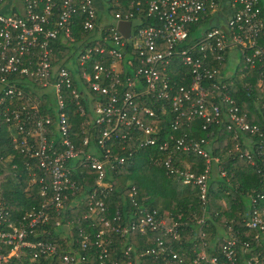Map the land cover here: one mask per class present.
<instances>
[{
	"label": "built area",
	"instance_id": "built-area-1",
	"mask_svg": "<svg viewBox=\"0 0 264 264\" xmlns=\"http://www.w3.org/2000/svg\"><path fill=\"white\" fill-rule=\"evenodd\" d=\"M228 7L225 27L202 30L199 38L190 42V26L216 10L218 0H127L126 12L114 14L113 20L102 13L100 21L94 0H0V132H9L13 149L24 157L30 180L38 177L35 167L42 171L39 193L48 196L40 209L16 222L9 220L8 204L0 200V224L9 229L0 232V264L21 256L26 249L32 252V261L40 255L57 256L62 264H92V256L96 264H142L144 258L150 259L149 264H237L238 254L248 253L254 243L261 251L247 256L243 263L264 264V208L260 207L264 193L250 198L244 219L245 228L255 232L252 240L240 239L229 227L218 254L208 252L204 240L207 182L213 168L220 177L226 176L218 158L211 155L212 141L216 140L214 127L228 133L234 143L232 152L240 159L253 165L254 155L259 160L264 158V127L248 121L247 113L227 93L234 84L232 79L221 75L214 64L235 52L242 80L247 71H255V89L264 92V7L259 0H228ZM145 20L149 25H142ZM118 22L130 24L128 37L117 29ZM77 25L102 43L79 50L77 65L87 84L80 91L72 87L67 69L53 65L57 44L80 45L73 31ZM122 63L128 74L123 72ZM172 68L185 69L182 84L174 81ZM15 75L31 80H10ZM251 86L249 81L242 84L247 93L252 92ZM66 92L84 116L79 134L73 131L68 117ZM47 95L53 99V104H48L52 113H43L38 103ZM84 98L89 104V118L82 104ZM148 99L159 107L144 104ZM167 106L174 119L170 133L165 134L150 125V120L164 114ZM254 106L264 116L263 95ZM195 122L205 137L191 136ZM130 141L133 147H128ZM142 149H154L157 156L151 157L152 164L164 168L181 184L198 187L202 215L195 218L196 231L189 233L198 240L190 249L182 246L178 253L174 247L185 239L182 214L173 217L139 205L135 186L126 184V215L116 212L111 219L106 217L105 199L115 190L107 179L113 180V175ZM177 155L203 158L202 173L189 172V166L179 168ZM80 168L96 172L95 183L87 193L85 185H78L74 178ZM257 173L264 187V171L258 168ZM69 196H74L72 205L85 201L101 228L92 236L79 230V248H72L70 243L72 250L63 254L57 253L53 243L29 241L37 226L48 221L49 208L59 214ZM148 235H155L150 246L138 252L134 242ZM118 238L121 247L116 252L114 245L113 250L119 255L111 256ZM2 245L10 248L7 255L1 253Z\"/></svg>",
	"mask_w": 264,
	"mask_h": 264
},
{
	"label": "trees",
	"instance_id": "trees-1",
	"mask_svg": "<svg viewBox=\"0 0 264 264\" xmlns=\"http://www.w3.org/2000/svg\"><path fill=\"white\" fill-rule=\"evenodd\" d=\"M94 4L98 13V21H100L101 12L112 14L124 13L127 11V0H119L115 2L113 0H107V6L102 11L100 3L94 1ZM103 13V14H104ZM207 16V15H206ZM201 20L199 23L190 26L189 41L195 42L202 30H206V22L208 17ZM143 26L149 25L148 21L142 23ZM76 41L80 43L74 44H57L54 54L56 59L53 61V65L58 68H65L69 71L72 79V87L78 91L81 90L82 85L87 87V84L81 79L82 68L77 65V57H79V50L82 47L88 45L97 44L102 46L99 39H96L95 34H88L80 31L79 25L73 28ZM94 37V38H93ZM93 38V39H92ZM92 39V40H91ZM107 63V62H106ZM223 74L226 59L220 64L214 63ZM122 70L128 74V68L122 63ZM185 69L172 68L170 73L175 82L179 85L182 84V74ZM251 73L254 75H251ZM122 75V74H121ZM255 71H247L243 83L250 82L253 88L252 92L247 93V90L242 88V84L238 80H233L231 86L228 87V94L235 99L238 106L247 113V119L251 123H256L261 127H264V116L254 106V102L258 96L263 95L260 89H255ZM10 80H31L29 77L13 76ZM53 80V79H50ZM225 81V80H224ZM225 82H229L228 80ZM187 83V81L185 82ZM24 90H28L27 87H23ZM96 97V95H94ZM45 99V100H44ZM69 94L65 93V103L68 112V117L73 127V131L77 134L80 133L81 122L84 116H80L74 104L69 100ZM39 105L42 112L52 113V108L48 107V104H53V99L50 96H46L39 100ZM144 104L152 106L153 108L159 107V103H154L151 100H144ZM82 104L85 107L86 114L89 118V104L84 98ZM174 119V114L167 106L165 113H158V117L155 120H150V125L157 126L163 130L165 134L170 133V124ZM149 122V120H147ZM216 133V140H213V147L211 155L218 158V166L221 167L226 174L225 177H220L218 174L207 182V203L205 206L204 217L206 218L207 227L205 231L207 236L204 240L208 243V252L218 254V250L223 244L222 239L228 234L229 227L233 231L239 233L237 236L242 240H252L254 231H249L244 226V219L247 216V212L250 210V198L255 194L264 193V187L261 183L257 169L264 171V158L259 160L254 155V164L250 165L246 160L240 159L238 154L232 152L233 142L229 140V135L223 128L217 130L214 127ZM191 136L199 139L205 137V133L200 130L199 122H195L191 130ZM176 137L178 135H175ZM165 136L162 137L164 139ZM253 139V138H252ZM79 138L77 137L76 143L78 145ZM135 144L133 141L128 143V147H133ZM120 153V152H118ZM120 154H126L121 152ZM153 154H156L154 149H142L136 152L122 169H119L114 175L113 180L107 179L114 184V189L109 196L105 199V204L108 207L106 217L111 219L116 212L120 215H126L127 206L125 204V197L129 191V187L126 186V181H130L128 184L130 187L135 186L137 190L136 200L139 205L145 204L149 210H158V212L169 213L171 216L176 217L177 214H182L180 222L183 223L184 241L183 243H174L176 252L179 253L182 246H186L190 249L193 243H197L198 240L194 239L189 233L195 232L197 225L195 218H199L202 215V207L199 204V191L198 187L194 185H183L175 177L168 175L164 168L152 164L150 161ZM157 156V154H156ZM23 156L17 153L11 144L9 132L2 129L0 132V200L8 204V218L11 222L21 220L28 213H32L41 208L42 203L48 196H41L39 191L41 184L38 183V179L42 174V171L35 167V172L38 177L35 181L30 180L27 175V170L23 163ZM177 166L186 170L189 166V172L196 174L202 173L205 163L203 158L197 155H177ZM78 172H82L81 176H78ZM77 173V174H76ZM96 172L89 168H80L74 173V178L77 179L78 185L84 184V190L87 192L93 187L95 183ZM82 192L78 193L76 197H80ZM85 194V192L83 193ZM74 196H69L64 210L57 212L49 208L48 221L42 225L37 226L33 235L28 237L29 241L37 242H50L56 245L57 253H66L72 250V248H79L76 240L79 239V230H83L89 236H92L101 226L97 225V220L93 216L94 214L89 212L88 206L85 201L72 205L70 200ZM225 207L228 208L225 209ZM261 208H264V202L260 204ZM58 223V225H56ZM9 231L5 224H0V232ZM155 236V235H154ZM154 236L139 237L134 244L137 247V251L140 252L146 247L150 246V238ZM119 239V238H118ZM115 239L114 245L116 252L121 247V240ZM118 240V242H117ZM144 240H148V243H143ZM72 243V248L69 244ZM185 244V245H184ZM1 253L7 255L9 252L8 246H1ZM254 247L248 253L238 254L239 260L237 264H244L243 259L249 255L260 252L261 249L254 243ZM251 248V247H250ZM264 249V248H262ZM114 250L111 256L118 257V253ZM31 251L26 249L24 253L19 257H11L6 264H62L59 257L54 256L45 258L42 255L37 260L32 261ZM117 255H116V254ZM264 251L262 252V255ZM221 257V256H220ZM97 260L92 256L91 263L96 264ZM151 261L148 258L142 259V264H149Z\"/></svg>",
	"mask_w": 264,
	"mask_h": 264
},
{
	"label": "crops",
	"instance_id": "crops-1",
	"mask_svg": "<svg viewBox=\"0 0 264 264\" xmlns=\"http://www.w3.org/2000/svg\"><path fill=\"white\" fill-rule=\"evenodd\" d=\"M262 6L264 7V4L261 3ZM102 7V4H99ZM229 7H228V0H218V8L214 11H211L207 14L206 18L208 17V21L206 22V27L208 28H213V27H217V28H223L225 27V23L227 18L229 17ZM204 20V19H203ZM117 29L118 30H123V23H117ZM231 57H234V59H236V54L235 52H233V55ZM228 56H227V60H226V65L223 71V75L226 77H230L229 74V66H228ZM217 175L215 168H213V177H215Z\"/></svg>",
	"mask_w": 264,
	"mask_h": 264
},
{
	"label": "rangeland",
	"instance_id": "rangeland-1",
	"mask_svg": "<svg viewBox=\"0 0 264 264\" xmlns=\"http://www.w3.org/2000/svg\"><path fill=\"white\" fill-rule=\"evenodd\" d=\"M260 1V3H263L264 4V0H259ZM97 2H99V3H101L102 4V8H101V10L103 11L105 8H106V6H107V1L106 0H98ZM105 11V10H104ZM101 13H104V12H101ZM106 17L108 18V19H112L113 20V18H112V14H108L107 12H106ZM229 55H228V66H229V74H230V78L232 79V81L233 80H238L240 83H242V73H241V71H240V67L238 66V60L237 59H234V57H231L232 55H233V52L232 51H230L229 53H228ZM226 175V174H225ZM226 178V177H225ZM130 183V181L128 180V181H126V184H129ZM225 209H227L228 210V208L227 207H225ZM95 218V216H93V219Z\"/></svg>",
	"mask_w": 264,
	"mask_h": 264
},
{
	"label": "water",
	"instance_id": "water-1",
	"mask_svg": "<svg viewBox=\"0 0 264 264\" xmlns=\"http://www.w3.org/2000/svg\"><path fill=\"white\" fill-rule=\"evenodd\" d=\"M121 23V22H120ZM124 27H123V30H119L124 37H128V34L130 32V24L129 23H123Z\"/></svg>",
	"mask_w": 264,
	"mask_h": 264
},
{
	"label": "flooded vegetation",
	"instance_id": "flooded-vegetation-1",
	"mask_svg": "<svg viewBox=\"0 0 264 264\" xmlns=\"http://www.w3.org/2000/svg\"><path fill=\"white\" fill-rule=\"evenodd\" d=\"M94 1H98V0H94Z\"/></svg>",
	"mask_w": 264,
	"mask_h": 264
}]
</instances>
